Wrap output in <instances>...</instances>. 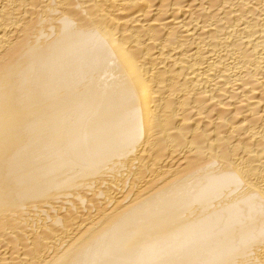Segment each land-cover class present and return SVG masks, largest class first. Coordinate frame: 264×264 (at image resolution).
I'll list each match as a JSON object with an SVG mask.
<instances>
[{"label":"bare ground","instance_id":"6f19581e","mask_svg":"<svg viewBox=\"0 0 264 264\" xmlns=\"http://www.w3.org/2000/svg\"><path fill=\"white\" fill-rule=\"evenodd\" d=\"M0 264H264V0H0Z\"/></svg>","mask_w":264,"mask_h":264}]
</instances>
